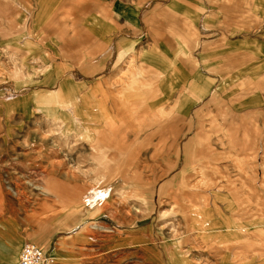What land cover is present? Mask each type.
Segmentation results:
<instances>
[{
    "label": "rangeland",
    "instance_id": "rangeland-1",
    "mask_svg": "<svg viewBox=\"0 0 264 264\" xmlns=\"http://www.w3.org/2000/svg\"><path fill=\"white\" fill-rule=\"evenodd\" d=\"M44 1L0 0V264H18L28 242L46 251L43 264H262L264 199L255 197L264 195V0H94L108 16L96 6L75 18V31L67 29L73 18H44ZM66 36L76 40L68 56ZM40 50L62 75L16 78L20 66L44 68ZM132 57L136 73L125 81L134 80L137 92L111 83ZM67 79L80 97L94 94L91 102L105 97L119 108L131 93L142 106L131 122L110 109L122 125L118 138L101 144L113 148L99 160L106 170L86 136L93 110L82 114L78 101L62 106ZM198 81L211 83L218 97L197 102ZM237 114L244 122L234 131L243 139L231 146L226 122ZM142 116L166 118L170 130L176 119L180 125L167 139V123L142 124ZM129 162L145 166L148 192L114 191L124 185L112 182L117 167L127 174ZM46 174L92 190L63 203ZM104 183L112 192L93 190ZM229 187L242 199L229 197ZM141 206L152 210L140 216Z\"/></svg>",
    "mask_w": 264,
    "mask_h": 264
},
{
    "label": "crops",
    "instance_id": "crops-1",
    "mask_svg": "<svg viewBox=\"0 0 264 264\" xmlns=\"http://www.w3.org/2000/svg\"><path fill=\"white\" fill-rule=\"evenodd\" d=\"M56 10L54 11V9L52 8V3L50 0H45L44 1V8H43V12L41 13L44 18H60V21L62 20L63 22L65 21L64 18H73L74 20V25H72L71 27L67 28L68 30L73 29L75 31V27H76V22H75V18H86L88 15L90 16L92 14V12L94 11V7L96 6H100V11L102 12L103 15L108 16V12L105 10L104 7H101L102 3H99L97 1V3L94 0H56ZM42 3V1L40 2ZM45 20H43L44 22ZM64 24V23H62ZM42 35V34H40ZM43 36V35H42ZM68 37V36H66ZM74 37L77 36L76 34H74ZM73 36H69L62 45V48H64V52L62 51V53L65 56H68V50L69 47L71 46V44H73L76 40L74 39ZM10 49H12L13 47H8ZM33 49V48H32ZM34 51V50H33ZM30 57L32 59H35V53L32 52V50H30ZM40 57L39 59L41 60V63L44 64V68L39 65V67L37 66H32V68H29V70L31 71V73H29V71H24L22 70V67L18 66L19 69H16L14 72V76H16V78H19L20 76H22V74H26L27 77H29L30 75H43L44 77H60L62 75V69L58 68V65H50L47 64L46 61L49 60L50 54H48L46 51L44 50H40L39 52ZM38 60V59H35ZM35 63H37V61H34ZM14 64H18V62H14ZM20 64V63H19ZM1 70L2 68L0 67V74H1ZM21 72H25V73H21ZM135 70H133V57L130 58L126 65L125 68L121 69L119 71V74H116L115 77H113V79H111V83L113 86H121L122 90H128V92L133 91V92H137V88H136V82L134 80L128 81L126 82L125 80L129 79L127 77L135 74ZM55 75V76H54ZM126 78V79H125ZM29 80H32V77L30 76V78H28ZM199 85L197 87H202L200 88V90H203L202 93L197 94L196 97V101L199 102L202 100V98L205 95L211 94L213 93V97L217 98L218 95L216 94L214 87L212 86L211 83L208 84H202L200 83V81L197 82ZM76 86H74L73 82L70 81V79L66 80V83L64 86H62L60 88V92L62 93H58V94H62L64 96V99L62 100V103H64L62 106H67L69 108L70 103L72 102H76L78 101V109L81 110V113L84 114L85 112L88 113V111L90 109L93 110V112H91V116H94L93 121L94 125L92 128L88 127L90 131H88L86 133V136L88 138V140L90 141H94L95 142V146L96 148H94V159L98 160V167L101 170H104L105 168L108 169V164L100 162V158H108L110 157V153L112 151V147L107 148L102 147L101 144H103L104 142L108 141V140H112V138L116 139L118 138V133L119 129H121V122H118L117 116L116 114H109L110 109L111 110H118V114L122 115V119L126 122H131L130 120L132 119V115L133 114H137L138 111V107L142 108V106H139V104L136 101V97L134 96V94H128L127 99L125 102H122L123 104L120 105V107L118 108V103H115V105L113 106H107L105 103L108 101H105V97L103 98H99V99H95L92 100V102L90 101V96L95 97V95H89V94H85V95H78V91L77 89H75ZM101 85L97 84L96 85V89L94 90L95 92L98 90V88L100 90L101 89ZM99 91V90H98ZM91 97V98H93ZM92 104H90V103ZM67 104V105H66ZM92 105V106H91ZM117 108V109H115ZM188 114V111L185 112ZM87 115V114H86ZM90 115V114H89ZM96 117V118H95ZM186 117L185 115H179L176 114V116L174 118H179L180 120H183ZM140 122H142V124L144 123H148V122H153V123H159V122H164L167 123L166 124V128L164 133V137L169 139L170 135H174V132L176 130V128L178 126L176 125H180L176 119V122L173 123L171 130H170V125L172 123H170L169 120H167L166 118H159L158 116H142L139 117ZM138 119V120H139ZM150 120V121H148ZM244 122V116H242L241 114H237L235 117H233L232 119L228 120L226 123L230 125L229 128V133H228V143L231 146L234 145H238L239 143L242 142L243 138H239L238 135H236V131L235 130V126L238 124H242ZM103 124V125H102ZM114 124V125H113ZM192 124L189 123V129H191ZM87 128V127H86ZM56 129V128H55ZM57 130V129H56ZM48 131V130H47ZM55 132V131H54ZM50 132H48L47 134H49ZM117 134V135H116ZM203 134V131L201 130V127L196 131L195 136H193L192 139H190V141L188 143L185 144V149L188 150V147L190 146V144L195 143L196 144V140H198L199 136ZM63 139V138H62ZM67 140V139H66ZM96 140V141H95ZM120 140V139H119ZM119 147V146H118ZM240 147V146H239ZM241 147H244V145H241ZM120 149H122V147L120 146ZM119 150V149H118ZM236 156V161L237 163L241 166H245L247 167L248 165V161H244V157L235 154ZM109 159V158H108ZM111 159V158H110ZM191 160V157L187 158V161ZM186 161V162H187ZM188 161V162H189ZM244 161V162H243ZM57 165H61L57 164ZM128 165H132L133 168L129 169V172H125L123 165L118 166V174L117 177L113 178V184L117 183L119 180L123 181L124 185H119L118 187H116L114 189L115 192H118L119 194H125V195H139L141 193L144 192H148L151 189L152 183H150V180H147L145 183L142 182V178H143V173H141V171H143V168H145V166H142V164H138V163H133L131 164L130 162L127 163ZM126 166V164H125ZM139 166L141 167V170H139ZM91 167H89V169H87V171L90 170ZM105 169V170H106ZM128 175V176H127ZM181 175L183 176V173H181ZM120 177V178H119ZM42 180H44L47 188L55 193L58 197V199L61 202H68L72 199L73 194L75 191H83L84 189H87V191H91L92 188L90 186H84L85 184H82L80 187H78V185L73 184V183H66L64 181H60L57 176L55 175H49L46 174L43 176ZM103 181H100V183H102ZM111 183V182H110ZM110 183H104L102 185H100L97 188H94V191H99L101 192V194H107L112 192L110 188ZM261 185L262 188L264 189V178L261 180ZM246 187V184L244 185ZM233 187V186H232ZM230 188V196L232 198L235 199H242L243 194L238 191L236 188ZM248 189V187H246ZM249 190V189H248ZM255 193V192H253ZM219 195V193H218ZM262 197V199H264V195L261 196H256V199H260ZM44 205H47V203L45 202ZM147 206H141L140 209L137 208V214L140 216H143L144 214L148 215L150 210H152L151 208L146 209ZM141 213V214H140ZM143 213V215H142ZM189 217L192 218V214H189ZM121 223H127L125 218L121 217ZM166 225H164L165 227ZM193 227L192 225H190L189 228ZM126 238V237H125ZM262 238H264V228H262ZM127 240V239H126ZM132 240V239H129ZM218 246H221V248H228L232 246V242L231 243H219ZM262 246L264 248V240H262ZM225 250H221V254H225L224 252ZM222 257H226L223 258L224 261H228L230 259V257H227L226 255H223ZM262 264H264V254L262 256Z\"/></svg>",
    "mask_w": 264,
    "mask_h": 264
},
{
    "label": "built area",
    "instance_id": "built-area-1",
    "mask_svg": "<svg viewBox=\"0 0 264 264\" xmlns=\"http://www.w3.org/2000/svg\"><path fill=\"white\" fill-rule=\"evenodd\" d=\"M46 258V251L41 246L28 242L21 250L18 264H43Z\"/></svg>",
    "mask_w": 264,
    "mask_h": 264
},
{
    "label": "bare ground",
    "instance_id": "bare-ground-1",
    "mask_svg": "<svg viewBox=\"0 0 264 264\" xmlns=\"http://www.w3.org/2000/svg\"><path fill=\"white\" fill-rule=\"evenodd\" d=\"M67 105V104H66ZM103 125V124H102ZM114 125V124H113ZM60 162V161H59Z\"/></svg>",
    "mask_w": 264,
    "mask_h": 264
}]
</instances>
